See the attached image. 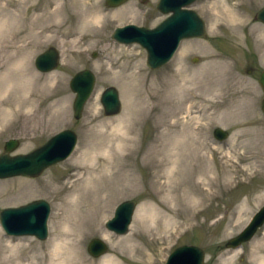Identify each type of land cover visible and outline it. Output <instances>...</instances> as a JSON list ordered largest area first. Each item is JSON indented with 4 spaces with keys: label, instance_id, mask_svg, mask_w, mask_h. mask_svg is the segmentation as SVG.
I'll use <instances>...</instances> for the list:
<instances>
[{
    "label": "rangeland",
    "instance_id": "obj_1",
    "mask_svg": "<svg viewBox=\"0 0 264 264\" xmlns=\"http://www.w3.org/2000/svg\"><path fill=\"white\" fill-rule=\"evenodd\" d=\"M90 1L98 3L108 19L98 36H93L90 25L85 31L89 36L82 38L80 8L74 4L65 28L70 32L64 38L54 32L38 37L28 29L8 43L11 74L8 101L0 106V152L10 137L19 139L12 153L27 152L64 127L75 130L78 139L67 158L39 175L0 178V207L37 198L50 203L45 239L10 235L0 225V257L12 254L14 243L13 252L23 264H45L63 238L66 216L78 220L79 233L71 237L79 238L74 248L81 252L84 264H99L107 254L120 264H163L169 251L182 243L201 246L205 264H256L252 248L261 241L264 222L240 246L227 247L225 242L264 205V113L260 107L264 91L257 78L264 67V22L254 16L264 0H194L190 6L205 20V36L183 38L172 58L157 68L149 67L146 50L139 43L112 37L116 25H156L167 15L157 8V0H126L116 6L105 0ZM29 6L27 2L20 11L11 10L32 20L38 13ZM26 43L31 44L20 49ZM48 45L57 47L60 62L54 69L41 71L34 57ZM83 67L94 71L95 85L81 117L75 118V92L69 80ZM108 84L117 87L122 103L112 115L103 113L100 102V92ZM215 126L227 129L228 136L216 138ZM198 127L204 146L199 150L202 166L195 171L191 167L195 160L187 156L186 147L173 149L171 141L192 139ZM245 129L258 131L262 157L255 156L256 140L233 144ZM124 130L130 140L116 150V164L98 173L93 202V197L81 196L75 202L68 185L74 178L71 173L83 171L78 155L99 151L111 134ZM122 199H135L136 207L128 231L118 234L106 227L105 220ZM142 207L159 220L147 216L138 221ZM133 231L138 233L132 237ZM104 232L110 237L104 238ZM93 236L107 243L102 256L87 250ZM131 243L136 249H130Z\"/></svg>",
    "mask_w": 264,
    "mask_h": 264
},
{
    "label": "water",
    "instance_id": "obj_2",
    "mask_svg": "<svg viewBox=\"0 0 264 264\" xmlns=\"http://www.w3.org/2000/svg\"><path fill=\"white\" fill-rule=\"evenodd\" d=\"M126 0H105L107 5L115 6ZM194 0H158L157 8L168 13L165 18L154 26L126 23L114 27L112 37L119 42H138L146 50V62L150 68H157L166 63L174 54L182 38L206 34L205 21L190 4ZM255 18L264 22V3L255 12ZM60 53L56 46L49 45L34 57V64L41 71H49L58 66ZM258 81L264 91V67L258 74ZM95 73L91 68L83 67L70 77L69 86L75 92L72 108L75 118L82 114L84 104L93 91ZM100 102L105 115L116 114L121 110V100L117 87L108 84L100 92ZM264 113V96L260 101ZM213 134L218 139L228 136L227 129L221 126L213 128ZM77 142V133L69 127H64L44 142L27 152L12 153L19 140L11 137L5 140L0 152V178L25 175L37 176L48 166L68 157ZM135 199L120 200L113 214L106 219L108 229L122 234L128 231L134 210ZM50 213V203L44 198H37L21 203L0 207V225L10 235H33L45 239L48 235L47 219ZM264 222V205L259 207L248 222L233 236L229 237L225 246L237 247L243 241L250 239L257 227ZM107 244L100 237L93 236L87 250L94 256L106 251ZM204 250L193 243H182L175 246L167 254L163 264H205Z\"/></svg>",
    "mask_w": 264,
    "mask_h": 264
},
{
    "label": "bare ground",
    "instance_id": "obj_3",
    "mask_svg": "<svg viewBox=\"0 0 264 264\" xmlns=\"http://www.w3.org/2000/svg\"><path fill=\"white\" fill-rule=\"evenodd\" d=\"M27 2L30 3L29 7L32 8L34 11H36V13H38L36 17L33 18L32 20H28L29 17L23 16L20 13H15L11 10L12 7H15L16 10L20 11ZM74 4L77 5L79 4V8H80L78 10V18L81 20V31L84 32L82 38L85 39L87 38V36H89V34L85 33V31L90 25H92L91 27L94 28L93 36H98L99 32L106 26L108 19L104 18L103 11L101 10L100 5L98 3H92L90 0H0V39H1L0 54L2 58L0 69L3 70L2 75L0 76V106H2V104L7 103L8 101L6 94L9 93V87H10L9 79L11 73H10V69L8 68V64L11 55L7 49L9 47L8 43L10 42V40L11 39L15 40L16 34L18 32L25 30L27 31L28 29L30 30L31 34L36 36L38 35V37L40 36L49 37L50 36L49 33L54 32L56 34H60L64 38L70 32L69 29H65V28L67 26V22L69 21L68 17L71 16L70 9ZM14 28H16V30L13 32ZM18 28H21V30ZM35 29H40V30L37 33H35L34 32ZM30 44L31 43L23 44L20 46V49L24 50ZM1 108L3 107H0V109ZM121 132L116 133L115 135L111 134L112 138L106 139L101 144L99 151L93 153L95 151L94 150L92 153L88 152V154L86 155L85 154L86 150H85L83 154L78 155L79 161H81L78 166L82 165L83 171L81 172L78 171V173L74 172V174L71 173L70 176L71 177L73 176L74 178L71 180L72 181L71 185L70 186L68 185L69 189L71 190L70 195L72 199L75 200V202L78 200L80 196L82 198L83 197L92 198L93 196H95L93 195V193L95 194V192L97 191L98 173L101 174L103 173L101 172L103 171V169L109 170L110 168H112V166L116 164L115 163L116 150L122 147L124 144L127 143V141L130 140L129 136L126 135L127 132H125V130L124 133ZM200 133H201V128L198 127V129H196L195 131V136L192 139L189 136H186L185 138H182L183 140L181 138H175L171 141V146L173 147V149H178L180 145L186 147L185 152L187 156L188 157L190 156L193 160H195V162L191 166L192 169L195 171H198L197 169L201 168L202 166L201 165L202 153L199 152V150L202 149L204 143L199 139L198 134ZM257 135H259L258 131H251L245 129L244 131L236 135L233 144L234 145H237L239 143L245 144L248 141L256 140L255 143L256 151H254V153H256L255 156L262 157L259 156V154H263V152L257 147L258 146ZM245 138L246 140L242 141ZM97 147L99 148V146ZM98 161H101V164H98ZM98 170H100V172H98ZM169 174L165 175L167 179H169L168 178ZM213 180H215V178H213ZM167 183L168 180H165L164 184ZM64 187L65 185H63L61 188ZM94 198L95 197H93L90 200V203L93 202ZM153 214L155 213L151 210H148L147 207H142V209L138 210L137 220L142 221L147 216H152L151 217L152 219L149 217L148 218L156 222L157 220H159V218H157L158 215L155 217L153 216ZM162 220H164L163 223L165 225L166 220L165 219ZM164 225L162 224L161 226L165 227ZM79 228L80 226H78V220L76 221L75 219L74 220L72 219L71 221V217H66V216L64 217L63 225L61 227V234L63 238L61 239V242L57 243L55 247L48 254V258L46 262L47 264H84V260L82 259L81 252L79 250L76 251L74 248V246L79 241V238H75L76 241L75 240L73 241L71 237L79 233L80 230ZM163 229L165 230V228ZM137 233L138 231H133L131 236L133 237ZM131 236H129V238ZM103 237L109 238L110 235L108 234V232H104ZM122 239L123 240L127 239V237H124ZM260 240L261 241L256 242V244L252 248V257L253 260L256 262V264H264V234L262 235V238H260ZM128 246L130 247L131 250L136 249L135 243H131ZM11 247H12V254L5 253L1 255L2 257H0V264H23L21 256L18 253L13 252L16 249V244L14 243L11 244ZM11 247H9L10 250ZM114 248L116 247L114 246ZM99 264H120V263L113 255L107 254L101 257Z\"/></svg>",
    "mask_w": 264,
    "mask_h": 264
}]
</instances>
